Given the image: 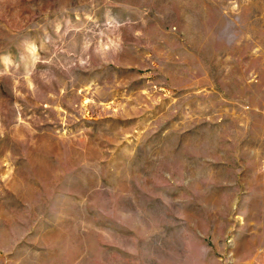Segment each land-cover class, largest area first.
Returning a JSON list of instances; mask_svg holds the SVG:
<instances>
[{"label":"rangeland","instance_id":"1","mask_svg":"<svg viewBox=\"0 0 264 264\" xmlns=\"http://www.w3.org/2000/svg\"><path fill=\"white\" fill-rule=\"evenodd\" d=\"M0 264H264V0H0Z\"/></svg>","mask_w":264,"mask_h":264}]
</instances>
